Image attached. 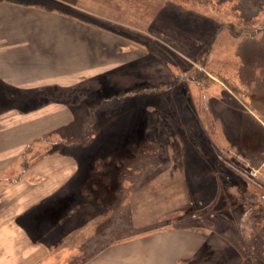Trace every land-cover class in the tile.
Masks as SVG:
<instances>
[{"label":"rangeland","instance_id":"rangeland-1","mask_svg":"<svg viewBox=\"0 0 264 264\" xmlns=\"http://www.w3.org/2000/svg\"><path fill=\"white\" fill-rule=\"evenodd\" d=\"M36 1L99 32L86 62L100 74L31 98L69 107L58 128L0 156L1 182L77 166L23 221L48 264L144 262L186 229L263 264L264 0Z\"/></svg>","mask_w":264,"mask_h":264},{"label":"crops","instance_id":"crops-1","mask_svg":"<svg viewBox=\"0 0 264 264\" xmlns=\"http://www.w3.org/2000/svg\"><path fill=\"white\" fill-rule=\"evenodd\" d=\"M93 29L36 0H0V93H16L19 97L10 99V107L8 102L0 103V156H9V152L3 153L11 150L5 142L17 140L20 146L41 137L48 127L50 131L58 128L60 110L69 107L54 100L42 105L36 97L65 91L86 80V75L100 74L92 73L93 66L86 62L91 45L98 44L91 41L99 35ZM28 107L34 111H18ZM59 158L49 165L44 162L25 169L15 180L0 181V264H48V250L31 240L23 221L35 208L56 197L77 172L72 159ZM246 217L251 220L250 214ZM248 231L245 236L250 238ZM177 233L178 243L171 244L170 237L168 243L153 247L159 255L150 260L114 264H247L244 259L238 260L239 256L235 260L232 240L229 243L227 239V245L221 247L222 257H218L212 232L186 229Z\"/></svg>","mask_w":264,"mask_h":264},{"label":"built area","instance_id":"built-area-1","mask_svg":"<svg viewBox=\"0 0 264 264\" xmlns=\"http://www.w3.org/2000/svg\"><path fill=\"white\" fill-rule=\"evenodd\" d=\"M251 172H254L252 174H254V176H256V170L252 169Z\"/></svg>","mask_w":264,"mask_h":264},{"label":"trees","instance_id":"trees-1","mask_svg":"<svg viewBox=\"0 0 264 264\" xmlns=\"http://www.w3.org/2000/svg\"><path fill=\"white\" fill-rule=\"evenodd\" d=\"M248 30L247 29H243V32H247Z\"/></svg>","mask_w":264,"mask_h":264}]
</instances>
